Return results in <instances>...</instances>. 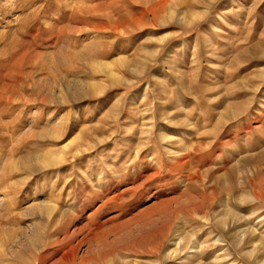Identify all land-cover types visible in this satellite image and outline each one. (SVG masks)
<instances>
[{"label":"rangeland","instance_id":"374dc122","mask_svg":"<svg viewBox=\"0 0 264 264\" xmlns=\"http://www.w3.org/2000/svg\"><path fill=\"white\" fill-rule=\"evenodd\" d=\"M0 164L12 262L264 264V0H0Z\"/></svg>","mask_w":264,"mask_h":264},{"label":"bare ground","instance_id":"6f19581e","mask_svg":"<svg viewBox=\"0 0 264 264\" xmlns=\"http://www.w3.org/2000/svg\"><path fill=\"white\" fill-rule=\"evenodd\" d=\"M131 32V31H130ZM129 32V33H130ZM88 57V56H87ZM93 66L95 67V69H100V70H103V71H106L108 72L109 74H111L112 77L116 76L115 72L113 69H111V64L109 62L107 63H102V64H99V63H95L93 64ZM92 66V67H93ZM94 71V69H93ZM97 74V73H96ZM49 91V90H48ZM52 92V91H51ZM52 96H57V97H62V98H67L68 95L64 94V93H60V96L59 95H56L55 93H52ZM65 100V99H64ZM56 137L55 133H54V138ZM56 139V138H55ZM68 144V143H67ZM67 148H68V145H65L64 148L60 151V154H55L54 150L51 151H46V153H43L41 155H36V157H33L31 158L35 164L33 167V169H31L30 167H28L27 165H24L22 166V162H17V160H14V152H11V154L8 156L9 159H6L5 160V163L7 162V165H8V168L10 167V173L14 171V169H19V170H22L20 172L23 173V170L26 171L27 173L29 172H38V171H42V170H45L47 169L48 167H52V166H55V164H58V163H61L62 162V159L63 157H65V153L67 151ZM58 150V149H57ZM56 150V152H57ZM190 155H188L189 157ZM192 156H195V155H192ZM3 160V159H2ZM64 160V159H63ZM178 161V160H177ZM3 164V163H2ZM1 165V164H0ZM173 167V166H172ZM0 169L1 166H0ZM183 170V169H182ZM18 171V170H17ZM185 172V170H184ZM1 173V171H0ZM2 174V173H1ZM29 175V174H28ZM28 175L26 177H24L25 179L29 178ZM191 175V174H190ZM6 176H9V174L6 173L5 177ZM22 178V177H21ZM9 179V177H8ZM24 179V180H25ZM198 180V179H197ZM1 181V180H0ZM199 181V180H198ZM2 183V182H1ZM232 195V194H231ZM264 197V184L262 185H259L258 187V190L256 191V194L254 195V200L258 201V202H262L263 201V198ZM3 199V198H2ZM117 199V198H116ZM247 199V198H246ZM118 200V199H117ZM242 202V201H241ZM0 204H2L0 202ZM40 204V203H39ZM47 204V203H46ZM50 204V203H49ZM41 205V206H36V208H38V212H36V209H35V218L33 220V224H32V233L36 234V236H34L33 238H31V236H29V240H27L30 248H32V250L34 251V254H32V260H24V259H19V255L21 254V252L24 249V247L22 246V250L20 247V249L17 250L16 252V260L17 262L20 261L21 263H17V262H12V257L14 256V252L11 256V250H8V248L5 246V243L2 245L4 246L3 248H5L4 251H2L3 254L0 255V264H45V262H48L49 260H51V258L54 256V253L51 252L49 248H47L45 251H42V245H44V242L47 241V235L51 234V228L53 226V223H55L54 221L56 219H54L55 217H53V213L55 211V207L54 205ZM35 204H33L34 206ZM43 207V208H41ZM2 208V206H0V209ZM31 209V208H30ZM29 209V210H30ZM2 210H0V213H1ZM56 212V211H55ZM30 213H33V212H30ZM28 213V214H30ZM3 214V213H2ZM228 214L230 215V217H232L233 219L235 218H242V216L238 215L236 212H234L233 210H229ZM1 215V214H0ZM57 215V214H56ZM23 216V215H22ZM54 216H55V213H54ZM58 216V215H57ZM62 215H60L59 217H61ZM2 217V216H1ZM65 218V217H64ZM229 218V217H228ZM16 219V218H15ZM66 219V218H65ZM61 221V219H60ZM63 222V221H62ZM60 222V223H62ZM2 223V222H1ZM3 223H6L3 222ZM59 223V224H60ZM5 226V225H4ZM2 226V227H4ZM55 226V225H54ZM53 229H55L53 227ZM5 230V228H0V232ZM249 230H244V234L242 235V238L244 239L245 238V235L247 234ZM250 231H252V233H255L256 230H252L250 229ZM33 234V235H34ZM39 236V237H38ZM49 237V236H48ZM46 239V241H45ZM23 245V244H21ZM47 245V244H46ZM49 245V244H48ZM1 246V247H2ZM160 246L161 245H158L157 247H154L153 248V251L154 252H157L159 251L160 249ZM10 247H14V244L11 245ZM11 249V248H10ZM254 251L256 252H259L260 251V248H255ZM67 253V252H66ZM172 254H175L176 253H172ZM64 256V255H63ZM95 257L96 256H88L87 258H82V262L81 264H93V260H95ZM98 257H100V259L102 258V256L98 255ZM68 258V256H67ZM95 263V262H94ZM259 263V261H258Z\"/></svg>","mask_w":264,"mask_h":264}]
</instances>
